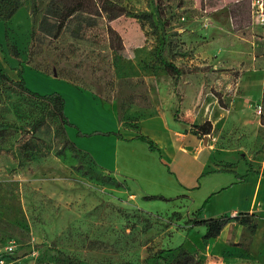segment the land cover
<instances>
[{
	"label": "rangeland",
	"instance_id": "1",
	"mask_svg": "<svg viewBox=\"0 0 264 264\" xmlns=\"http://www.w3.org/2000/svg\"><path fill=\"white\" fill-rule=\"evenodd\" d=\"M78 1L37 0L33 16L30 0H23L10 19L0 20V71L17 81L15 68L30 69L91 92L97 102L82 109L97 114L99 126L113 113L110 102L118 119L132 127L164 112L174 97L198 105L186 119L212 121L222 153L213 166L253 171L245 204L222 214L254 213L257 227L251 232L228 223V248L220 253L221 238L208 246L201 238L205 229L191 220L199 209L210 218L224 205L238 206L227 194L205 201L210 188L234 176L209 173L201 189L181 195L168 167L160 169L159 154L146 158L139 146L136 175L104 170L88 151L71 147L51 104L4 84L0 124L19 129L0 136V264H62L59 256L70 264H171L180 246L199 264H264V132L257 127L247 140L217 131L222 119L235 130L264 123V20L253 13L258 0H161L164 25L153 0H86L87 12H75L57 32L56 15ZM163 61L176 65L179 75H169ZM24 82L31 92L57 93L65 102L52 89L57 82ZM181 116L173 113L176 120Z\"/></svg>",
	"mask_w": 264,
	"mask_h": 264
},
{
	"label": "crops",
	"instance_id": "2",
	"mask_svg": "<svg viewBox=\"0 0 264 264\" xmlns=\"http://www.w3.org/2000/svg\"><path fill=\"white\" fill-rule=\"evenodd\" d=\"M36 72L37 71L34 70L24 69L23 79L27 83H31L30 81L35 82L37 80L40 81L41 78L42 80L46 78L51 82L60 84H52V89L59 90L65 98L64 113L67 115L68 121L72 124V126L66 127L69 140L74 143V145L88 151L92 157L88 153L87 154L94 163L96 164L95 160L99 162L103 165L104 170H121L126 175H136L133 168L137 163L134 157V151L137 149V146L142 147L140 149H142L141 151L146 158L156 159L155 152H150L145 142L136 139L138 136H144L151 140L159 149L161 161L159 160L158 162L160 169L164 171L165 166L168 167L170 182L177 184L179 188L178 194L181 193V195H183L185 192L198 191L201 189L204 185L203 181L210 171V174L234 176L232 173L223 171L228 168L213 166L215 159L222 158V153L218 146L221 138L215 139V127H213L210 134L200 135L197 133L194 126L201 125L206 120L192 123L186 119L188 112L194 113L200 109L198 105L190 107L186 103V99L178 101V99L174 97V102H172L171 106L162 107L164 112H158L152 116L143 118L136 123L135 127H132L118 119L116 106L110 102L112 104L111 111L113 113L108 114L107 120L102 118L106 120V122L101 123V126H99L100 123H98L93 116L95 113L93 111L87 112L85 109H82L84 105L89 107L88 103L90 102H97L91 92L71 86L67 83H63L64 85H62L60 83L62 81L56 79V77H50L40 72L36 74ZM31 85L30 87L34 88V84L32 83ZM262 87H264V74L261 73L260 100L258 99L260 102ZM102 99L104 98L102 97ZM260 104L261 103H259V106ZM178 110L180 114L184 116L176 120L173 117V113ZM214 111L216 115H220V112H218L215 107ZM238 127L239 129L237 128L235 130L233 124L230 125L227 120L222 119L217 124V131L221 136L227 135L228 138L247 140L253 138L254 135L252 130H255L257 127L264 132V130H262L264 129V123H259V125L258 123H244L243 126L239 124ZM228 128H230V130H228ZM78 131H80L82 135H79ZM98 131H101L103 134H100L101 132ZM115 134L121 135L122 139L118 138ZM233 141L238 140L235 139ZM142 166L146 168L145 164H142ZM232 170L237 172L235 168H232ZM252 172V170L248 171L246 168L244 171L245 178L242 182H238L234 176L228 182L208 190L205 199L211 200L215 195L217 196L220 194L219 197H222L227 194L226 196L229 199L232 198L235 200L234 198H236L238 202V206L233 208L226 207L225 205L220 207L216 216L235 208L239 210L241 206L245 204L246 199L250 196H248V194H251L247 193V186L254 180L251 177ZM238 174L244 175L242 173ZM231 222L236 223L235 221ZM217 238H221L223 242L224 247H221L220 251V253H223L226 248H228V244L223 238V230L219 236L208 240V246ZM245 254H247L246 251H244V255ZM210 259H213V256H210Z\"/></svg>",
	"mask_w": 264,
	"mask_h": 264
},
{
	"label": "trees",
	"instance_id": "3",
	"mask_svg": "<svg viewBox=\"0 0 264 264\" xmlns=\"http://www.w3.org/2000/svg\"><path fill=\"white\" fill-rule=\"evenodd\" d=\"M89 1L92 2L93 0H89ZM153 1H154V14L156 16L157 22L160 25H164L165 21H163L164 20L163 18L165 15V9L163 8V4L161 0H153ZM30 2H31V8H32V15L34 16L38 10V2L37 0H30ZM85 2L86 0H79L76 5L66 6L63 13L56 15V18L58 21L57 22L58 24L57 32H59L62 29V27L65 24L66 19L72 16L75 12H77L78 10H81L82 12H85V11L87 12L85 6L83 5ZM22 4H23V0H0V20L6 21L10 19L12 15L18 10V8ZM101 6L102 7L97 8V11L102 10L104 5L102 4ZM115 16L114 15L110 16V18L111 17L115 18ZM162 64L166 72L169 75H174L176 77L179 75L180 69L176 65H174L172 62L163 61ZM14 70H16L17 72V76H18L17 81L11 79L5 72L0 71V90L4 84H10L11 86L16 87L19 91L29 95L32 98H35L39 101L47 102L51 104V107H52L51 114L53 116H56L59 119L63 128L67 126H72V124L68 121V118L66 117L64 113V99L62 98L61 95L57 93H52L49 95H39L37 93L31 92L25 85V82L23 79V69L15 68ZM260 113H262V116H264V88H262ZM194 128L196 129L197 133H199L200 135L210 134L212 131V123L209 120H206L201 125H195ZM18 129L19 128L17 126L12 125V124H0V136L8 132L9 130L17 131ZM78 134L82 135L80 131H78ZM109 134H113V133H109ZM115 135H117L118 138L122 139L121 135L119 134H115ZM136 139L142 142H145L148 145V149L150 152H157L159 154V149L155 146V144L151 140L147 139L144 136H138ZM70 145L72 148H76L74 143H72L71 141H70ZM223 171L232 173L236 177L238 182H242L245 178V175H240L232 169H224ZM248 171H251V169H248ZM144 199L146 200H156V199L168 200L162 196H145ZM205 201H208V199H205ZM200 211L201 209L196 211L195 216L191 220V226L202 227L205 229L201 237L203 241H208L211 238H216L217 236H219L223 228L231 221H235L240 225L247 226L251 232H255L256 227H257L256 220H255L256 215L254 213H248V212L241 211L232 216H227V215L222 214V215L215 216V217L202 218L200 216ZM58 258H59L58 261H60L62 264L71 263L70 258L67 256H59ZM171 264H199V262L189 251H187L185 248L180 246Z\"/></svg>",
	"mask_w": 264,
	"mask_h": 264
},
{
	"label": "built area",
	"instance_id": "4",
	"mask_svg": "<svg viewBox=\"0 0 264 264\" xmlns=\"http://www.w3.org/2000/svg\"><path fill=\"white\" fill-rule=\"evenodd\" d=\"M256 3L257 6L256 9L253 11V13L257 15V19L264 20V3H262V0H258ZM259 113H260V109H259ZM6 250L12 251V246L7 247ZM0 263H2V261H0Z\"/></svg>",
	"mask_w": 264,
	"mask_h": 264
}]
</instances>
